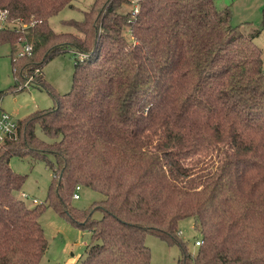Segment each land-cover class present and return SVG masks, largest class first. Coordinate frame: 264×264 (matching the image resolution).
I'll use <instances>...</instances> for the list:
<instances>
[{
	"label": "trees",
	"instance_id": "obj_1",
	"mask_svg": "<svg viewBox=\"0 0 264 264\" xmlns=\"http://www.w3.org/2000/svg\"><path fill=\"white\" fill-rule=\"evenodd\" d=\"M73 1L0 0L15 78L30 75L55 101L0 144V264H38L47 249L46 207L18 198L25 176L12 157L53 174L47 206L91 236L80 264H150L146 234L177 245V264H264L260 29L245 34L214 0H141L137 12L129 0H94L66 21L73 32L56 33L49 20ZM15 44L30 55L13 56ZM68 49L85 57L57 97L41 68ZM76 186L104 199L77 210ZM187 218L200 236L193 255L177 237Z\"/></svg>",
	"mask_w": 264,
	"mask_h": 264
},
{
	"label": "rangeland",
	"instance_id": "obj_2",
	"mask_svg": "<svg viewBox=\"0 0 264 264\" xmlns=\"http://www.w3.org/2000/svg\"><path fill=\"white\" fill-rule=\"evenodd\" d=\"M94 0H74L70 7L63 9L58 15L49 20L50 27L56 33L73 32V28L66 25V21H81L83 14L93 4ZM136 1V0H134ZM217 7H228L231 12V24L239 27L242 32L248 33L252 29H260V35L254 40L261 50L264 68V0H214ZM130 3L127 9H132ZM124 35L130 37L128 31ZM19 45H14L13 56L20 53ZM11 47L8 44L0 46V109L16 121H21L37 111L52 109L55 101L49 93L34 83L33 77L25 74V78H15L11 59ZM18 57V56H17ZM82 59L79 54L68 49L48 61L41 68V75L55 96L61 97L71 90L74 62ZM22 62V61H21ZM35 135L48 142L39 127ZM53 160L52 157H48ZM11 169L25 180L21 191L28 196L23 202L29 208L45 205V210L39 218L47 241V249L38 264H80L84 258L86 247L91 241L87 230L72 225L67 218L55 213L47 206V195L52 182L53 174L41 160L33 161L30 158L12 157ZM78 200L71 201V207L77 210H86L93 203L102 201L104 196L88 188L81 187L77 192ZM35 199L37 204H33ZM101 214L94 212L93 218L99 219ZM194 220L187 218L177 225L178 239L185 245L192 255L196 252L195 242L199 240V233L194 228ZM144 243L150 251V264H177L180 250L177 245L168 244L160 238L146 234Z\"/></svg>",
	"mask_w": 264,
	"mask_h": 264
},
{
	"label": "built area",
	"instance_id": "obj_3",
	"mask_svg": "<svg viewBox=\"0 0 264 264\" xmlns=\"http://www.w3.org/2000/svg\"><path fill=\"white\" fill-rule=\"evenodd\" d=\"M130 3L133 6L134 12H137L138 8V2L141 0H129ZM10 22L8 21V12L6 10L0 9V28L9 26ZM30 47H24L21 49L20 53H18V57H22L24 55H30ZM82 59L85 57L84 55H79ZM37 72V71H36ZM18 134V121L13 119L10 115L3 112V110L0 109V144H2L7 139H16ZM81 189L80 186H76L72 195L73 200H78L79 195L77 192H79ZM20 199H28V196L24 193L20 194ZM33 204H37V201L35 199L32 200ZM177 235H180V232L177 233ZM199 241L195 242V246H199Z\"/></svg>",
	"mask_w": 264,
	"mask_h": 264
},
{
	"label": "crops",
	"instance_id": "obj_4",
	"mask_svg": "<svg viewBox=\"0 0 264 264\" xmlns=\"http://www.w3.org/2000/svg\"><path fill=\"white\" fill-rule=\"evenodd\" d=\"M214 2H215V1H214ZM218 8H219V7H218ZM223 8H225V7H223ZM223 8L220 7L219 9H223ZM252 30H253V29H252ZM248 32H249V31H248ZM255 39H256V38H255ZM255 39H254V40H255Z\"/></svg>",
	"mask_w": 264,
	"mask_h": 264
}]
</instances>
